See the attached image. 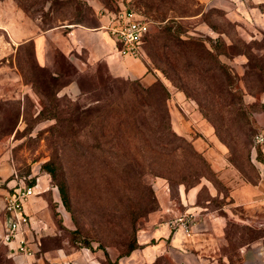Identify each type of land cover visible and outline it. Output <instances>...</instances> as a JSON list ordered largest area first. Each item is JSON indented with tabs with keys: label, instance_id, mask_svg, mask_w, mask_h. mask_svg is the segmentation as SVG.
I'll return each instance as SVG.
<instances>
[{
	"label": "rangeland",
	"instance_id": "374dc122",
	"mask_svg": "<svg viewBox=\"0 0 264 264\" xmlns=\"http://www.w3.org/2000/svg\"><path fill=\"white\" fill-rule=\"evenodd\" d=\"M127 1L139 7L134 0H0L4 43L5 28L17 14H24L33 30L53 31L47 34L44 63L38 62L32 40L0 48L2 198L15 183L45 178L47 189L35 190L52 219L53 228L40 237L41 249L51 255L58 248L79 250L97 253L108 264H126L134 249L126 250L160 207V189L180 204L179 188L202 183L197 201L209 198L207 205L218 208V195L211 197L210 191L226 194L227 186L205 153L218 143L242 178L257 177L252 149L264 121V26L250 18L236 20L216 3L174 0L183 4L180 26L173 25L178 37L198 38L203 45H193L177 60L173 80L160 68L158 52L157 61L148 53L142 58L154 77L146 82L112 74L103 59L88 60L87 47L69 54L58 47L56 29L96 27L102 7ZM166 14L177 12L166 9ZM163 23L154 17L149 32ZM125 80L163 85L166 110L158 109V94V101L153 96L142 107L132 99L125 103ZM110 103L119 110L108 119L104 106ZM244 228L231 229L230 264H243L237 246L245 238L264 235L262 227ZM0 264H21L1 240Z\"/></svg>",
	"mask_w": 264,
	"mask_h": 264
},
{
	"label": "crops",
	"instance_id": "0c3cea01",
	"mask_svg": "<svg viewBox=\"0 0 264 264\" xmlns=\"http://www.w3.org/2000/svg\"><path fill=\"white\" fill-rule=\"evenodd\" d=\"M200 2L208 5L216 3L224 9L227 15L236 20L247 21L250 18L264 26V0H242L241 2L200 0ZM122 5L123 3L120 2L119 6ZM95 8L98 9L99 4ZM110 11L112 10L108 7L101 8L100 23L96 27L89 28L74 24L67 25V28L63 30L56 29L57 32L53 37L58 47L65 54H69L72 49L87 47L88 60L103 59L112 74L151 82L154 77L148 72L142 57L121 55L118 51L117 40L105 29L104 25ZM14 16L17 17H12L5 28L8 40L5 39L4 43L0 39V48H5L6 44L12 47L19 42L32 40L38 62L44 63L47 58V34H51L52 29L33 30L24 14ZM262 131L264 132V121L259 129V132ZM252 151V157L258 169L255 181L240 176L236 168L227 160L223 145L218 143L217 147H209L205 150L212 167L218 172V177L227 186L226 194L220 190L210 191L211 197L218 195V208L207 205L210 202L209 198L204 200L205 203L197 201L202 183L188 190L179 188L178 201L180 204L164 189L163 191L160 189L158 194L160 207L153 213L147 225L140 229L138 233L140 246L126 257V264H230L232 254L229 252L235 237L231 229L242 230L247 224L264 229V143L254 145ZM39 180L36 187L47 189L45 178L41 176ZM35 192L24 202V210L30 216V224L25 235L34 252L32 254L14 253L9 245H14L15 241L9 245L6 244L11 256L17 262L33 264L48 259L52 263L63 264L66 261L77 259V264H108L99 257V254L93 252L82 254L76 250L66 253L58 248L55 254L51 255L47 250L38 251L41 235L53 227L49 222L52 219L43 195L39 193V190ZM2 193L3 188L0 187V240L5 222ZM186 211L195 213V223L190 233H185L181 228L174 229L169 224L170 219ZM1 219H3L2 222ZM244 240L237 246L242 263L264 264V235L261 238H245Z\"/></svg>",
	"mask_w": 264,
	"mask_h": 264
},
{
	"label": "built area",
	"instance_id": "2783aa9c",
	"mask_svg": "<svg viewBox=\"0 0 264 264\" xmlns=\"http://www.w3.org/2000/svg\"><path fill=\"white\" fill-rule=\"evenodd\" d=\"M233 1L241 2L242 0ZM153 22L141 11L123 4L117 10L109 12L104 27L117 40L118 51L121 55L143 58L146 55L142 45L143 39ZM253 140V145L264 143V132L258 131ZM36 186L37 183L31 185L15 183L4 196L5 222L1 241L8 245L15 241L14 245H9L14 253L32 254L34 252L25 235V231L30 224V216L24 210V202L28 196L35 192ZM194 223L195 213L192 211H186L169 220V224L174 229L181 228L185 233L192 232ZM65 264H75V261L69 260Z\"/></svg>",
	"mask_w": 264,
	"mask_h": 264
},
{
	"label": "trees",
	"instance_id": "16d2710c",
	"mask_svg": "<svg viewBox=\"0 0 264 264\" xmlns=\"http://www.w3.org/2000/svg\"><path fill=\"white\" fill-rule=\"evenodd\" d=\"M134 1L137 3L139 7H137L134 3L130 1H127L125 5L129 8L141 11L146 16L151 18L153 21H154V17H157L160 18L161 22H164L160 26L157 32L150 33L151 31L149 30L150 32L148 31L145 34L142 45L145 53H148L154 59V61H157L156 53L158 52V54L160 55V62L162 63V65H160V68L162 69V71L165 72V74L171 80H173L174 75L171 74V72H175L173 68L175 69L177 60L184 57L186 53H188V51L192 50L193 45L202 46L203 44L199 41L198 38H190L187 40H183L180 39V37H178L179 34L178 30H176L175 27H173V25L174 23H176V26H180V24L177 25L178 23L176 20H177V16L183 15L181 14V12L183 11L182 10L183 4L181 3L179 4V2H175L174 0H134ZM140 6L143 7V10L140 9ZM108 8L111 9L112 11L117 10L119 8V4L114 5L113 7L108 6ZM166 9L174 10L177 12V14L171 15L169 17L166 14ZM172 28H174V30H172ZM260 57L264 58V54H262V56ZM257 64L258 63H255L254 65ZM260 70H262V68ZM123 85L125 87L123 93L125 94L127 99L125 103H127L129 99H132L137 103L136 105L137 107L140 106L142 107L145 106L143 104L149 103L151 97L153 96L157 100V94H158L161 103V105L158 103L159 105L158 109L166 110L165 99L167 98V94L163 85L156 84L151 86H142L138 81H130V80H125ZM117 110H119L118 106L113 103L104 106L105 116L108 119H111L112 114L117 113ZM153 111L155 110L153 109ZM120 149L122 150L121 147ZM46 164H47L48 172L53 173V170L51 169V166H49V163ZM60 193L64 205L66 206L67 209H69V199L63 183H60ZM41 244L42 243L40 241L38 251H43L41 249L42 248ZM139 246L140 243L137 240H134L132 244L128 247L126 252L132 251L133 249ZM33 264H38V263L35 262Z\"/></svg>",
	"mask_w": 264,
	"mask_h": 264
}]
</instances>
